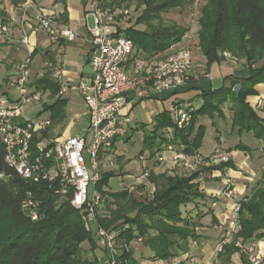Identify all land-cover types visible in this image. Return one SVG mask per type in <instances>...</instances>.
<instances>
[{
    "label": "trees",
    "instance_id": "16d2710c",
    "mask_svg": "<svg viewBox=\"0 0 264 264\" xmlns=\"http://www.w3.org/2000/svg\"><path fill=\"white\" fill-rule=\"evenodd\" d=\"M97 1L103 8L121 10L124 9L125 3L129 4L134 0ZM138 1L145 9L143 16L136 23H145L150 30L136 31L128 26L123 29L121 25L120 33L130 39L136 51L147 55L150 61H165L175 52L160 56L182 43L188 34V29L177 24L167 25L161 18L163 13L175 9L179 0ZM214 1L216 16L210 25L212 37L207 39L203 32L200 33L207 66L223 61L224 53L234 51L233 53L239 55L238 58L245 60L248 75L232 78L230 87L204 93V106L198 111H193L190 126L184 130L177 128L169 113L156 117L151 131L141 127L146 131L143 151L150 150V160H155L157 154L165 151L166 146L170 144L183 147L187 155L198 154L206 130L200 127L195 131L197 120L199 117H213L216 113L222 115V106L225 103L232 104L233 128L239 130L240 134L253 132L255 138L264 143V119L247 103L249 96L257 95L256 86L264 84V65L255 67L264 60V4L262 0ZM26 2L27 0H10L14 7ZM2 4L0 0V18L6 23L8 14ZM208 24L205 22L206 26ZM3 82L0 83V89L10 84L8 78ZM36 85L37 89L50 92L52 101L43 104L44 111L51 113L50 118L54 126H61L63 129L68 119V102L55 99L59 88L51 80V73L38 80ZM236 85H241L239 95L233 91ZM169 129L172 130L170 137L165 135V131ZM239 148L251 152L248 147ZM4 153L0 139V264H101L94 255L98 227L107 231H119L117 241L122 247L118 252L117 264H141L134 257L132 246V243L139 239L151 250L157 261L167 262L187 255L191 251L192 243L199 244L202 237L197 234V225L188 217H184L182 209L195 204L197 200L205 199L198 181L201 174L219 171L224 176L227 170L234 169L231 160L227 163L211 164L209 158H204L207 165L201 166L191 175H170L168 172L155 175L151 172L149 180L155 184L152 198L142 203L132 198L127 191L115 193L114 198L127 201L126 206H129L130 211H135V215L129 216L127 212L121 211L120 207L112 212L110 218L98 217L99 226L96 224L93 231L92 226L95 223L87 222L85 213L75 210L66 199L49 190L46 184L27 183L18 178L6 164ZM114 174L113 171H104L98 190L101 191L107 186ZM1 175H4L3 178ZM29 198L39 202L36 221L22 208L23 201ZM213 223H217L215 217ZM240 227L233 243L218 255L224 264H232V256L235 254H240L242 264H252L247 255L236 247V243L240 241L247 245L255 240H264V185L241 201ZM85 242L91 245L93 260L83 258L82 247Z\"/></svg>",
    "mask_w": 264,
    "mask_h": 264
},
{
    "label": "built area",
    "instance_id": "2783aa9c",
    "mask_svg": "<svg viewBox=\"0 0 264 264\" xmlns=\"http://www.w3.org/2000/svg\"><path fill=\"white\" fill-rule=\"evenodd\" d=\"M35 12V23L27 21V11ZM91 15L94 27L89 29L93 46L91 55L92 75L73 82L63 76V70L51 61L46 62L34 75L31 34L49 36L60 35L69 41H76L80 34L67 24L59 22L54 14L37 8L31 2L24 5L22 37L20 43L29 50L25 59L17 62L16 75L11 86L17 98L8 94L0 96V139L5 149V161L18 178L32 184L44 183L55 195L66 199L75 210L85 213V219L93 223L101 209L102 199L96 187L102 178V168L113 167V156L120 124L130 123V117L123 115L127 106V94L137 89L151 90L161 94L186 87L193 67V55L189 50H179L164 60H149L136 51L134 43L124 34L122 23L129 15L124 9L103 8L97 0L93 1ZM9 28L0 25V39L11 42ZM188 38V35L186 36ZM228 58L230 55L225 53ZM51 73V80L59 90L55 99L67 102L78 97L89 117L88 128L80 135L49 138L53 126L50 117L32 121L24 117L23 108L33 102L50 103V92L37 89L36 82ZM264 104L263 100L259 105ZM191 109L176 108L173 120L178 129L184 130L192 121ZM46 135V136H45ZM166 150L173 153V168L183 166L186 173L197 172L207 165L199 154L187 155L184 148L177 150L170 144ZM161 154V153H160ZM160 154H157L159 158ZM211 164L227 163L230 157L218 148L209 157ZM141 162L146 166V158ZM229 170L224 173L226 178ZM184 173V175L186 174ZM2 176V175H1ZM4 176V175H3ZM2 176V178H3ZM224 189L216 198L224 197L232 201L228 222L223 225L222 239L216 247L221 254L224 248L233 243L240 231L241 201L236 196L234 182L227 178ZM39 202L26 199L22 208L29 212L33 221L38 220ZM119 231H107L99 227L97 236L101 238L108 254V264H117L118 250L116 242ZM141 241V239H139ZM239 247L252 264H261L263 259L255 254V248Z\"/></svg>",
    "mask_w": 264,
    "mask_h": 264
},
{
    "label": "crops",
    "instance_id": "0c3cea01",
    "mask_svg": "<svg viewBox=\"0 0 264 264\" xmlns=\"http://www.w3.org/2000/svg\"><path fill=\"white\" fill-rule=\"evenodd\" d=\"M94 0H64V2H57V0H27L28 3H33L35 7L44 9L48 13L54 14L59 22H64L74 31L80 34V38L76 41H69L66 38L55 35L49 36L41 34L35 37L31 34V49L33 50L34 66L37 58H42L45 62L51 61L63 70L65 79L76 82L92 75L91 55L93 46L90 41L89 29L94 27V20L91 15L93 11ZM24 4L17 7H6L7 21L3 23L0 18V25H6L9 28L8 35L11 42L0 39V62L4 65L12 66L10 71H5L6 79L11 86L16 71L14 70L17 62L25 59L28 56L29 50L20 43L22 37V29L26 27L22 23L24 14ZM65 13V15H64ZM27 21L35 23V12L32 9L27 11ZM93 20V25L90 21ZM186 38V37H185ZM172 47V50L182 44ZM44 41H50L46 47L43 46ZM171 52V51H170ZM168 52L160 57L171 54ZM25 54L24 58L19 59L21 54ZM141 55V52H139ZM147 58V55L143 54ZM51 59L53 60H50ZM207 59L205 56L195 54L193 57V67L190 70V83L180 90L168 91L161 94L151 92V90L137 89L127 94V106L123 110L125 117H130V123H121L119 128V136L117 138L113 156V163L121 167L120 176L121 188L116 193L123 192L124 187H137L136 190H143L145 193L155 191V184L150 182L149 174L153 172L155 175L163 174L167 170L174 169L172 163L173 153L167 150L163 151L154 160H149L147 169L142 164L141 158L144 154L140 152L137 160L141 163L142 169L138 173H131L125 170L126 165L131 158L125 152H119L118 145L120 142H129L134 137L136 132L151 131L156 117L164 113H169L173 118L176 108L191 109L198 111L204 106L203 94L207 92H214L221 88L230 87L232 78L247 77L248 67L245 60L239 59H224L211 66H207ZM34 73V72H33ZM3 79V80H4ZM257 95L249 96L247 103L255 110L259 117L264 119V104L259 105V101H264V84L256 86ZM81 100V99H80ZM82 102V101H81ZM234 116L232 111V104L225 103L222 108V115L218 113L213 117H199L195 125V131L200 127L208 130V124L217 128L216 142H212L209 147L206 146L205 140L198 154L207 159L216 149L220 148L226 153L234 165V169L229 170L228 176L225 178L219 171L205 172L199 178L200 187L205 194V199L197 200L195 204H190L193 209H190L189 219L197 225V234L202 237L201 242L192 243L191 251L188 253L189 260L183 263L186 256H180L173 259L171 263L157 261V260H143L144 264H213L217 261L219 254L216 253L219 237H222L223 225H225L230 216L232 201L221 198H214L220 193L227 178H231L234 182V188L237 198H244L249 183L256 177L264 175V143L255 138L253 132L239 133V130L233 128ZM78 125L75 129L73 126ZM89 125V117L84 112L76 115L73 121H68L65 127L56 130L58 126H52L48 137L57 138L62 136H76L82 134ZM144 127L146 131L142 130ZM223 127V128H221ZM172 130H166L165 135L172 136ZM226 135V138L223 135ZM246 135V136H245ZM245 136V137H244ZM231 140H229V138ZM234 138V139H233ZM239 146L248 147L251 152L241 150ZM180 150L181 147H176ZM258 153V154H257ZM257 154V156H256ZM147 160L149 158H146ZM155 162V163H154ZM104 171H112L111 168H102ZM217 219V223H213V218ZM104 218V217H103ZM256 247L257 256L264 259V240L256 241L251 244ZM149 249V248H148ZM151 251V250H150ZM151 253V252H150ZM153 256V255H151ZM236 255L232 256V264H235Z\"/></svg>",
    "mask_w": 264,
    "mask_h": 264
},
{
    "label": "rangeland",
    "instance_id": "374dc122",
    "mask_svg": "<svg viewBox=\"0 0 264 264\" xmlns=\"http://www.w3.org/2000/svg\"><path fill=\"white\" fill-rule=\"evenodd\" d=\"M117 1H121V0H117ZM2 2H3L2 8L4 9V11L6 10V7H4V6L7 5V8L9 6H13L10 3V0H2ZM262 2L264 4V0H262ZM123 8H124V10L129 11V15L124 20V23H122L123 29L126 26H128V27H132L136 31H143L144 32V31L150 30L148 28V25H146L145 23H136L138 21V19L141 16H143L144 9H145L144 7H141V4L138 0H134V1L130 2L129 4L125 3L123 5ZM215 16H216V4H215L214 0H179V2L176 3L175 9H171L170 11L163 13L161 15V18L165 24H167V25L177 24L181 28L188 29V34H187L188 38H185L186 40H185L184 44L174 48L173 50H171L170 53L185 49V50H189L192 53L193 57L195 54L200 55V56H202V55L204 56L203 48L201 46V38H200L202 35L200 36V33L203 32L204 37H206L207 39L212 37L210 25H211L213 19H215ZM205 22L209 23L208 26L205 25ZM90 24L93 25V20L90 21ZM49 44H50V41H44L43 42L44 47H46ZM229 52L230 53H228V54L230 55V57L227 58L225 56V53H224V55H223L224 59H229V58L237 59L238 58L239 55L233 53L234 51H229ZM141 56L142 57L144 56L143 53H141ZM0 57H1V55H0ZM24 57H25V54L23 53L20 55L19 59L24 58ZM1 59H2V57H1ZM238 59L244 60V59H240V58H238ZM35 61H36L35 62V69H33L34 75L41 70L40 68L44 65V62H45L40 57L37 58ZM262 65H264V60L257 63L255 65V67H260ZM11 69H12V66H9L8 64L3 66V64L0 62V83H4L3 79L5 78L4 76L6 75L5 71L8 72ZM7 78H8V75H7ZM5 93L9 94V96H11L14 99L17 98L16 91L13 87L11 88L10 86L7 87L4 85L0 89V96L5 94ZM44 102H45V100H43L40 103L33 102V103L27 104L23 108L24 117L29 119V120H32V121H37L40 119L50 117L51 113L49 111H44V108H43ZM84 108L85 107H84L83 103L81 102V100L78 97L70 99L68 101L67 107H66V113L68 116L69 123H70V121H73L76 118L77 114L84 112L85 111ZM222 108H223V106H222ZM73 128L75 130V129H78L79 126L74 125ZM208 128L209 129L205 131L204 138H203V141L205 140V144L207 147H209L212 142L217 141L216 136L218 134L217 128L212 127L210 124H208ZM221 128H223V127H221ZM60 129H61V126L56 127V130L60 131ZM145 136H146V134H144V132H142V131L136 132V134L131 139V141L120 142L118 145L119 152H121V153L125 152L131 158V161H129L125 167V170L127 171V173L128 172L138 173L142 169L141 163L137 160L136 156H138L140 154V152H142V150L144 149L143 147L145 146V138H146ZM223 136L226 138L225 134ZM227 138H229V137H227ZM229 140H231V138H229ZM142 153L144 154V156L146 158H149L150 154H151L149 149L144 150ZM257 154H256V156H257ZM149 160L150 159H148V160L146 159V161H145L147 167H148L147 162ZM142 164L144 165L143 162H142ZM111 169H112L113 173H115V174H114V177H112L110 179L108 185L105 186L104 188H102L101 191L98 190V188H97L98 186L96 187L95 192L98 195H100V197L103 201L101 204V209L98 212V217L101 219L103 217L104 218H110L112 212L119 209L120 207H122L121 211L127 212V214L129 216H133V215H135V211H130L128 209L129 206L128 207L126 206L127 201H125L123 199L114 198V194L116 193V191H119L118 188H121L120 187L121 186V180L118 177V176H120L121 167L114 163L113 167H111ZM166 172H168V170ZM168 173L170 175H178V174L183 175L184 173H186V171H185L183 166H176L174 169L169 170ZM203 173H205V172H203ZM186 175H191V173H186L184 176H186ZM262 185H264V177L263 176L261 177L258 175V177L254 178L249 183V188H248L244 198L247 196H250L259 186H262ZM136 188L137 187H135V186H131L128 188L124 187L123 189H126L124 191H127V193H129L132 198H135L136 200H138L142 203H143V201H147V200H150L152 198L151 193H148V192L145 193L143 190L138 191V190H136ZM215 198H216V196H215ZM240 199H242V198H240ZM190 209H193V207L191 205L183 207L182 211H183L184 217H189ZM98 217H96V220L93 222V223H95L92 226L93 231L95 230L96 224H97V227L99 226ZM6 227H7V223L4 224V228H6ZM0 231H1V229H0ZM222 234H223V232H222ZM6 235H7V233H6ZM221 239H222V237H219L218 242H220ZM95 240H96L97 248L94 251V255L97 257V259L100 261L101 264H108V254H107L105 248L103 247L101 238L99 236H96ZM132 246H133V249L135 252L134 257H135V259H137L139 261V263L144 264L143 260H153L154 261L156 259V258H154V255L150 251V249H148L147 247H145V245H143L142 241H139V240L134 241L132 243ZM250 246H252V245L251 244L243 245V248H248ZM90 247H91V245L88 242H85L83 247H82L83 248V258L88 259L89 261L93 260V254L90 251ZM121 247H122L121 243L117 241L116 242L117 250L120 251L119 249ZM254 248L257 249L256 247H254ZM255 253H256V250H255ZM151 255H153V256H151ZM184 255L186 256V259L184 260L183 263H187V261L189 260V257H187L188 253H187V255L186 254H184ZM235 255H236L235 264H242L240 254H235ZM167 262L171 263L172 260L167 261ZM2 264H7V263L3 262ZM213 264H224V263H223L221 257H218L217 261L214 262ZM261 264H264V259H263V262Z\"/></svg>",
    "mask_w": 264,
    "mask_h": 264
},
{
    "label": "water",
    "instance_id": "95a60500",
    "mask_svg": "<svg viewBox=\"0 0 264 264\" xmlns=\"http://www.w3.org/2000/svg\"><path fill=\"white\" fill-rule=\"evenodd\" d=\"M234 88H235V89H233L234 93L236 95H239L241 92V85H236Z\"/></svg>",
    "mask_w": 264,
    "mask_h": 264
}]
</instances>
